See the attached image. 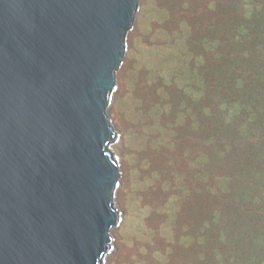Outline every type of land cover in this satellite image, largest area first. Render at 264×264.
I'll list each match as a JSON object with an SVG mask.
<instances>
[{
  "label": "water",
  "instance_id": "1",
  "mask_svg": "<svg viewBox=\"0 0 264 264\" xmlns=\"http://www.w3.org/2000/svg\"><path fill=\"white\" fill-rule=\"evenodd\" d=\"M140 0H0V264H102L118 134L107 115Z\"/></svg>",
  "mask_w": 264,
  "mask_h": 264
},
{
  "label": "rangeland",
  "instance_id": "2",
  "mask_svg": "<svg viewBox=\"0 0 264 264\" xmlns=\"http://www.w3.org/2000/svg\"><path fill=\"white\" fill-rule=\"evenodd\" d=\"M242 2L138 3L107 106L118 134L111 152L120 172L113 206L121 221L102 264L223 260L215 258L226 247L218 242L219 225H227L241 192L225 179L254 174L262 159L249 148L242 155L218 151L232 139L218 143L210 116L219 98L232 95L224 78L237 73L239 55L250 49L236 36ZM191 83L203 84L202 95L188 90Z\"/></svg>",
  "mask_w": 264,
  "mask_h": 264
},
{
  "label": "trees",
  "instance_id": "3",
  "mask_svg": "<svg viewBox=\"0 0 264 264\" xmlns=\"http://www.w3.org/2000/svg\"><path fill=\"white\" fill-rule=\"evenodd\" d=\"M240 16L243 23L237 26L236 36L250 49L239 55L237 73L232 70L224 78L232 86V95L219 98L210 116L218 143L222 136L232 139L223 143L227 148L218 151L242 155L249 148L255 151L252 155L260 152L261 169L225 179V184L241 192L232 204L233 213L227 215V225L224 221L219 225L218 242L225 241L226 247L222 252L217 249L215 258L223 259L218 264H264V0H243ZM186 87L192 94L195 87V93L202 95L203 84Z\"/></svg>",
  "mask_w": 264,
  "mask_h": 264
}]
</instances>
